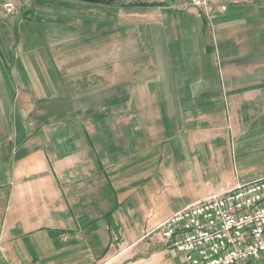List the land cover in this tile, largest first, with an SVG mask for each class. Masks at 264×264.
<instances>
[{
    "label": "crops",
    "instance_id": "0c3cea01",
    "mask_svg": "<svg viewBox=\"0 0 264 264\" xmlns=\"http://www.w3.org/2000/svg\"><path fill=\"white\" fill-rule=\"evenodd\" d=\"M262 178L264 0H0V264H186L158 226Z\"/></svg>",
    "mask_w": 264,
    "mask_h": 264
},
{
    "label": "built area",
    "instance_id": "2783aa9c",
    "mask_svg": "<svg viewBox=\"0 0 264 264\" xmlns=\"http://www.w3.org/2000/svg\"><path fill=\"white\" fill-rule=\"evenodd\" d=\"M13 8L5 5L8 12ZM156 231L186 264H263L264 178L188 206Z\"/></svg>",
    "mask_w": 264,
    "mask_h": 264
},
{
    "label": "rangeland",
    "instance_id": "374dc122",
    "mask_svg": "<svg viewBox=\"0 0 264 264\" xmlns=\"http://www.w3.org/2000/svg\"><path fill=\"white\" fill-rule=\"evenodd\" d=\"M162 1H168V0H115L112 2H98L95 4L122 5V6H129L130 7V6L148 5V4H153V3L162 2ZM186 1H188L189 5L197 7V8H204L205 9L209 5V0H205L204 3L201 5H194L192 0H186ZM82 2H84V1H82ZM85 3H90V2H85ZM224 7L227 8L226 6H224ZM222 11H225V10H222ZM263 264H264V261H263Z\"/></svg>",
    "mask_w": 264,
    "mask_h": 264
},
{
    "label": "trees",
    "instance_id": "16d2710c",
    "mask_svg": "<svg viewBox=\"0 0 264 264\" xmlns=\"http://www.w3.org/2000/svg\"><path fill=\"white\" fill-rule=\"evenodd\" d=\"M79 1L90 2V3H98V2H112V1H115V0H79Z\"/></svg>",
    "mask_w": 264,
    "mask_h": 264
}]
</instances>
